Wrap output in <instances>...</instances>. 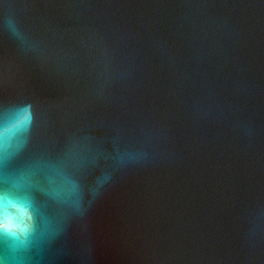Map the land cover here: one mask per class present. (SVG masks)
Segmentation results:
<instances>
[{
	"label": "water",
	"instance_id": "obj_1",
	"mask_svg": "<svg viewBox=\"0 0 264 264\" xmlns=\"http://www.w3.org/2000/svg\"><path fill=\"white\" fill-rule=\"evenodd\" d=\"M5 194L0 264H264V0H0Z\"/></svg>",
	"mask_w": 264,
	"mask_h": 264
},
{
	"label": "clouds",
	"instance_id": "obj_2",
	"mask_svg": "<svg viewBox=\"0 0 264 264\" xmlns=\"http://www.w3.org/2000/svg\"><path fill=\"white\" fill-rule=\"evenodd\" d=\"M26 113H28V119L22 124L24 127H30L31 110L28 109ZM30 215V209L24 203L13 200L7 194L0 197V233L6 237L26 232Z\"/></svg>",
	"mask_w": 264,
	"mask_h": 264
}]
</instances>
